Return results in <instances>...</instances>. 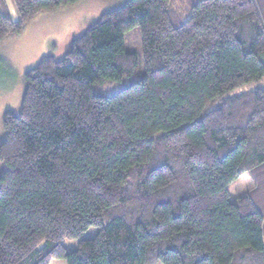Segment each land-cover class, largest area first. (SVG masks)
<instances>
[{
  "label": "trees",
  "instance_id": "16d2710c",
  "mask_svg": "<svg viewBox=\"0 0 264 264\" xmlns=\"http://www.w3.org/2000/svg\"><path fill=\"white\" fill-rule=\"evenodd\" d=\"M10 1L18 19L0 0V42L81 0ZM263 77L264 0H129L101 14L24 74L19 114L3 117L0 264H264V90L235 94ZM244 173L253 185L232 203Z\"/></svg>",
  "mask_w": 264,
  "mask_h": 264
},
{
  "label": "rangeland",
  "instance_id": "374dc122",
  "mask_svg": "<svg viewBox=\"0 0 264 264\" xmlns=\"http://www.w3.org/2000/svg\"><path fill=\"white\" fill-rule=\"evenodd\" d=\"M129 0H81L71 6V13L81 14L73 18L71 27L64 29L61 24L50 17V13L43 14L39 21H32L17 36L0 42V141L3 139V117L6 113L19 114L24 93V74L34 68L40 59L52 55L57 59L63 57L71 48L74 39L84 33L86 28L96 22L103 13L122 7ZM9 16L16 21L17 14L13 3L6 0ZM75 8V9H74ZM53 13V12H52ZM52 16H54L52 14ZM69 19L68 15L63 19ZM124 44L128 51L135 52L139 58L138 69L142 67V47L138 28H133L124 35ZM133 77L123 78L121 82L102 81L95 85L94 93L113 94L138 78L137 70ZM257 89L264 90V77L256 82L244 85L235 94H243ZM4 167L0 164V175ZM253 185L250 173L242 174L237 180L228 185L229 201L234 203L238 197L244 196ZM98 233V228H88L78 239L63 240L62 245L66 253L73 252L79 240L91 239ZM50 264H66L63 259L51 260ZM161 264V263H156Z\"/></svg>",
  "mask_w": 264,
  "mask_h": 264
},
{
  "label": "crops",
  "instance_id": "0c3cea01",
  "mask_svg": "<svg viewBox=\"0 0 264 264\" xmlns=\"http://www.w3.org/2000/svg\"><path fill=\"white\" fill-rule=\"evenodd\" d=\"M75 9V8H74ZM72 10H73V8L71 9L70 7H68V8H64V9H61V10H58V11H55V12H50V17H52L55 21H56V24H61V26H63V28L66 30V29H68V27L70 26L71 27V23H69V20L70 21H72V19L73 18H77L78 16H80L81 14H77V13H75V14H73V13H71L72 12ZM43 14H46V13H43ZM43 14H40V15H38L34 20H32V21H39L40 19H41V17H43L42 15ZM52 14L54 15V16H52ZM66 15H68V17H69V19L67 18V20H64L63 19V17L64 16H66ZM31 21V22H32ZM30 22V23H31ZM29 23V24H30ZM28 24V25H29ZM27 25V26H28ZM31 25V24H30ZM26 26V27H27Z\"/></svg>",
  "mask_w": 264,
  "mask_h": 264
}]
</instances>
